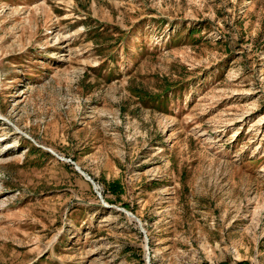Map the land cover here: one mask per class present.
Wrapping results in <instances>:
<instances>
[{"label": "rangeland", "instance_id": "rangeland-1", "mask_svg": "<svg viewBox=\"0 0 264 264\" xmlns=\"http://www.w3.org/2000/svg\"><path fill=\"white\" fill-rule=\"evenodd\" d=\"M0 264H264V0H0Z\"/></svg>", "mask_w": 264, "mask_h": 264}, {"label": "trees", "instance_id": "trees-1", "mask_svg": "<svg viewBox=\"0 0 264 264\" xmlns=\"http://www.w3.org/2000/svg\"><path fill=\"white\" fill-rule=\"evenodd\" d=\"M109 189H111V190H112V184H109ZM112 192H113V190H112Z\"/></svg>", "mask_w": 264, "mask_h": 264}, {"label": "water", "instance_id": "water-1", "mask_svg": "<svg viewBox=\"0 0 264 264\" xmlns=\"http://www.w3.org/2000/svg\"><path fill=\"white\" fill-rule=\"evenodd\" d=\"M81 174H82V173H81ZM82 175H83V174H82ZM86 179H87L89 182H91L90 179H89L88 177H87Z\"/></svg>", "mask_w": 264, "mask_h": 264}]
</instances>
